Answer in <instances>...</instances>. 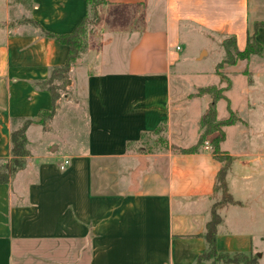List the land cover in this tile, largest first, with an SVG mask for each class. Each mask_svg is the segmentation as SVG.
I'll list each match as a JSON object with an SVG mask.
<instances>
[{
  "label": "crops",
  "instance_id": "obj_1",
  "mask_svg": "<svg viewBox=\"0 0 264 264\" xmlns=\"http://www.w3.org/2000/svg\"><path fill=\"white\" fill-rule=\"evenodd\" d=\"M106 1L109 16L69 73V96L84 101L82 140L79 110L63 95L54 103L39 83L70 51L48 34H71L90 0H0V162L10 158L14 125L32 121L26 166L0 184V264H196L214 209L218 253L264 264V59H250L260 69L249 75L239 74L243 60L228 65L230 86L216 106L219 120L228 106L239 119L221 142L232 157L225 178L232 204L218 203L223 165L210 149H172L198 139L186 138V122H172L184 35L210 43L201 60L213 52L220 61L229 36L241 51L254 34L264 46V27L256 29L264 24V0ZM192 100L202 105L199 121L212 99ZM53 110L47 125L38 122ZM163 126V150H136Z\"/></svg>",
  "mask_w": 264,
  "mask_h": 264
},
{
  "label": "trees",
  "instance_id": "obj_2",
  "mask_svg": "<svg viewBox=\"0 0 264 264\" xmlns=\"http://www.w3.org/2000/svg\"><path fill=\"white\" fill-rule=\"evenodd\" d=\"M91 2L92 0H90V6ZM85 19L78 24L71 34L61 36L48 34V36L56 38L61 43L68 45L70 49L67 62L62 66L53 68L50 77L46 81L39 83L42 89L51 93L54 103L60 98L59 91L63 90L65 87L64 85L68 84L70 69L76 65L79 56L83 53L82 51L86 46L83 30ZM260 27H264V24H256V29ZM222 46L225 52V58L217 65L218 70L224 65H235L240 60H249L253 55L264 54V46L257 41L255 34L248 36L246 48L243 51L238 49L235 36L225 38ZM224 91V89L219 90L213 86L203 88L199 91L200 94H209L212 99L207 111L201 119L203 134L196 146L188 150H181V152L185 154L197 152L203 144L206 136L218 132L221 136L213 139L212 154L214 158L223 165V168L218 175V182L222 184V188L226 189L225 178L229 166L232 163V158L220 149L221 142L225 138L223 128L236 124L239 119L229 106L228 117L222 120L217 118L216 106L220 99L225 98ZM53 114L54 110L52 112L43 111L40 114V120L38 122L44 126L47 125L48 120L52 118ZM30 124H32V121H23L21 127H16L17 125H14L15 127L11 132L10 158L0 162V184L8 183L26 166L27 158L30 155L27 149L28 140L26 137V130ZM159 130H161V128L157 131ZM220 223L221 217L214 209L212 218L207 224L206 233L204 235L207 242V249L198 257L196 264H212L217 262H222L223 264H259L258 258L255 256L251 257L245 254L218 253L216 248V238L217 227Z\"/></svg>",
  "mask_w": 264,
  "mask_h": 264
},
{
  "label": "rangeland",
  "instance_id": "obj_3",
  "mask_svg": "<svg viewBox=\"0 0 264 264\" xmlns=\"http://www.w3.org/2000/svg\"><path fill=\"white\" fill-rule=\"evenodd\" d=\"M108 2L106 0H92L91 6L89 8L88 15L86 16V19L83 24V30H84V40L86 41V46L84 50L82 51L85 53L88 45V39L89 36L94 34L95 32H100V22L102 19H104L106 16H109V13L111 9H107ZM27 19H25L26 21ZM204 39L202 37L196 38L191 37L190 35H184L182 41H181V47H183V53L186 55L185 60H181L179 64L176 66V72L177 76L175 75V79L180 78L182 81H174V92L172 95V122L174 125L179 124L180 121L186 122L187 126V133L186 138H192L197 139V143L194 145L196 146L200 140V137L203 134V128L201 126V119L198 121V115L201 112L202 105L198 104L199 102H195L192 99H196L198 96H204L208 94H200L199 91L203 88L207 87H216L219 90H225L230 86V79L231 74L226 71V68L228 65H224L221 69H217V65L223 61L225 58V52L221 56V59L219 61L220 55H216L213 52L209 53L207 56L204 55L203 59H199L200 51L203 46L206 50H210V43H205ZM203 48V49H204ZM204 52V51H202ZM206 54V53H205ZM82 55L79 56V59L76 62V65L79 63L80 58ZM256 59H264L263 55H253L251 58ZM250 58V59H251ZM249 60H243V63L240 65V69L242 70L239 72V74L244 73L245 75H249L252 73H255L259 66L251 65L252 62ZM219 61V62H218ZM247 61L248 63H246ZM218 62V63H217ZM240 62V61H239ZM238 63V62H237ZM75 65V66H76ZM216 65V66H215ZM214 72V75H216L214 78L211 76V74ZM217 77V78H216ZM70 80V75L69 78ZM234 89L241 85L240 79H235L234 81ZM65 87L63 90L59 91L60 96H64L65 103L70 105V109L72 111H76V109L79 110V113L81 114V118L79 119V126H80V137L82 140H84L85 137V123H84V117H83V97L81 96H69V86L68 84L64 85ZM232 90V93L230 95L231 104L232 107H237L238 103L240 102V98H236V90ZM225 92V91H224ZM223 92V93H224ZM69 101L68 98H70ZM185 102L189 103V107L185 105ZM70 103V104H69ZM176 107H179L178 110L175 109ZM184 109V112L183 110ZM172 123V125H173ZM194 125H198L199 131H195ZM22 125H17L16 127H21ZM166 127H162L161 130L146 135L142 138V141L136 148V150H145V151H152V150H163L168 145L167 136H166ZM264 130V129H263ZM225 131V128H223V132ZM221 135L218 132H215L214 134H210L206 136L203 144L200 147H204L206 143L209 144L211 147V151H213L212 148V141L216 137H220ZM194 146H191L189 148H181L176 147L172 145V149L174 151H180V150H188ZM221 149V148H220ZM222 151V149H221ZM223 152V151H222ZM230 156V155H229ZM231 157V156H230ZM232 158V157H231ZM222 184L219 183L218 185V203L224 204L225 206L228 204H232V196L227 192V188H222Z\"/></svg>",
  "mask_w": 264,
  "mask_h": 264
},
{
  "label": "built area",
  "instance_id": "obj_4",
  "mask_svg": "<svg viewBox=\"0 0 264 264\" xmlns=\"http://www.w3.org/2000/svg\"><path fill=\"white\" fill-rule=\"evenodd\" d=\"M177 50H179V47H177ZM205 149H211V147L209 146L208 143H206V145L204 146ZM69 164V161H65L64 164L61 166V169H65V167Z\"/></svg>",
  "mask_w": 264,
  "mask_h": 264
}]
</instances>
